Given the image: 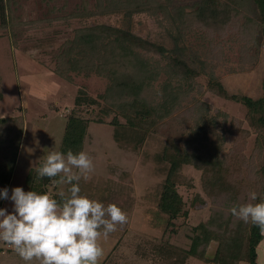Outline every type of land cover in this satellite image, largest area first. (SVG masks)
<instances>
[{
    "label": "rangeland",
    "instance_id": "obj_1",
    "mask_svg": "<svg viewBox=\"0 0 264 264\" xmlns=\"http://www.w3.org/2000/svg\"><path fill=\"white\" fill-rule=\"evenodd\" d=\"M200 1L157 0L131 16L125 10L100 12L107 0L0 1V120L4 123L0 124V147L8 137L4 129L22 131L8 195L15 187L31 191L27 177L42 165L48 151H59L68 116L76 112L89 117L83 151L92 157L95 168L88 180H80L81 194L105 205L114 203L128 217L125 225L101 241L105 253L101 264H169L170 259L155 256L153 243L168 242L189 250L199 233L194 227L211 218L217 225L235 219L228 190L214 191L203 177V168L189 163L180 169L177 186L189 214L168 226L158 201L170 165L162 154L170 142L181 152H192L198 137L207 134L208 147H219L220 159L224 157L226 165L234 166L231 179L239 178L247 185L241 188L238 205L249 202V194L261 186L252 179V171L254 165L260 166L264 153H258V133L248 108L209 88L214 74L231 95L263 96L264 20L260 6L255 0H222L231 6L228 16L205 23L193 13ZM97 24L130 29L168 49L178 41L184 48L181 56L194 74L178 75L167 57L152 52L142 53L148 62L145 68L139 63L129 66L124 60L107 70L87 68L92 60L84 58L83 48L69 51V42L77 29ZM124 79L143 85L136 96L141 105H170L167 114L154 118L156 124L149 131L126 124L135 95L125 96V90L109 87ZM81 91L98 103L77 106ZM171 96L173 103L168 101ZM116 116L125 147L113 137L111 121ZM69 187L52 181L47 194L54 198L64 191L67 195ZM0 209L13 214L14 202L0 198ZM261 242L257 251L259 263L264 264V238ZM219 246V240L211 239L204 249L209 261L190 255L185 264H213ZM0 264L25 262L0 242Z\"/></svg>",
    "mask_w": 264,
    "mask_h": 264
},
{
    "label": "trees",
    "instance_id": "obj_2",
    "mask_svg": "<svg viewBox=\"0 0 264 264\" xmlns=\"http://www.w3.org/2000/svg\"><path fill=\"white\" fill-rule=\"evenodd\" d=\"M154 1L157 0H107L106 4L102 5V10H100V12L125 10V13L131 16L134 12L145 10L148 3ZM169 1L170 0H167V2ZM255 1L260 6V12L264 20V0ZM196 5L197 6L193 9V13L197 19L205 23L208 22L209 19L211 21H218L221 17L225 15L228 16V10L231 8V6L227 5L226 1L222 0H201ZM3 16H5L4 13ZM80 48H83L87 54V57L84 58L92 60L89 61L91 63L87 64V68L96 67L97 70L102 71L103 69H108L114 65L120 64L123 60L127 61L129 66L139 63L145 68L148 62L146 63L142 53L152 52L167 57L179 70L176 71L178 75L192 76L194 74L189 63L181 56L184 48L178 44V41H176L172 49H168L162 43L143 38L130 29H125L123 27L109 24H97L77 29L74 39L69 42L68 50H79ZM96 60L99 61V63H96ZM69 63L73 64V62ZM109 87L113 90L116 88V90H125V96L130 97L132 94L135 95V99L132 101L133 106L130 108L133 109V113L126 115V124L131 127L149 131L151 126L156 124L154 120L155 117H162L170 111V109H167L168 106L170 107L168 102H163L160 106L155 105L153 107L141 105L138 97H136L143 88L141 84L129 83L124 79L122 82H112V85ZM209 88L220 96L233 98L242 102L248 108L251 122L255 128L254 130L258 133V153L263 154L264 94L258 98H254L250 95H231L214 74L211 75ZM124 93L120 92V94H122L121 96H123ZM101 96L104 97V95ZM168 101L173 103L174 96H171ZM75 103L77 106L84 103L95 104L98 103V99L81 91L76 97ZM95 121L104 122L103 119H96ZM90 123L91 119L89 117H83L76 112L68 116L59 151L65 155L69 150L74 154L83 151ZM111 123L115 125L113 134L114 139L121 146L125 147V140L122 137L123 135L118 117L116 116ZM0 124H4L2 120H0ZM14 130L15 129L11 127L4 129V133L8 137L6 144L0 147L3 156L0 160V185L3 189H8L10 186L17 161L18 150L21 144L22 131H19V133H12ZM206 139L207 134L202 139L198 137L197 146L192 152H188L187 150L181 152L180 147L175 145L174 142H170L169 145L164 148L162 157L170 162V165L160 191L158 208L162 213L167 215L168 226L174 224L177 218L188 216L189 214L186 209V203L177 188L180 182L179 172L184 164L190 163L203 168V177L206 179L207 185L211 183L209 187L216 188L214 191H222L226 188L231 200L229 203H232L233 206L238 205L237 202L239 203L243 185H245V187L247 186L246 183L241 182L239 178L231 179L234 166L230 167L226 165L224 157L220 159L219 154H217L220 148H217V146L208 147ZM254 167L252 171L253 174L251 173L252 179H255L256 182L261 185L259 189L255 187L253 190V192L258 194L257 201H254V203H258L264 198V158L261 160L259 167L255 165ZM226 176H228L227 179ZM53 179L58 180L59 177ZM53 179L47 177L42 179L38 178L36 170L30 171L27 177L30 190L41 194L47 193V186ZM248 188L251 190V184L248 185ZM58 196L59 195H55L54 198L59 201L60 197ZM194 230L199 233L194 237L191 249L184 250L181 247L168 244V242H162L160 244L153 243L152 249L155 256H159L163 260L170 259L172 262L169 264H185L190 255L208 260L205 256V245H207L211 239H216L219 240L220 246L216 256L212 259L213 264H238L240 261H247L249 264H258L257 248L263 240L264 235H261L259 229L251 223H244L241 220L232 218L223 220L221 224L219 223L217 225L214 219L211 218L194 227Z\"/></svg>",
    "mask_w": 264,
    "mask_h": 264
},
{
    "label": "clouds",
    "instance_id": "obj_3",
    "mask_svg": "<svg viewBox=\"0 0 264 264\" xmlns=\"http://www.w3.org/2000/svg\"><path fill=\"white\" fill-rule=\"evenodd\" d=\"M92 157L85 151L66 155L48 151L38 178H56L53 183L70 185L60 200L50 194L25 192L21 187L0 190V198L14 202V213L0 209V242H4L25 264H101L104 248L101 241L127 223V214L114 203H104L81 194L79 182L94 172ZM257 193L249 202L235 205L231 214L244 223L256 226L264 235V198Z\"/></svg>",
    "mask_w": 264,
    "mask_h": 264
},
{
    "label": "crops",
    "instance_id": "obj_4",
    "mask_svg": "<svg viewBox=\"0 0 264 264\" xmlns=\"http://www.w3.org/2000/svg\"><path fill=\"white\" fill-rule=\"evenodd\" d=\"M261 243H262V242H261ZM261 243H260V244H261ZM260 247H261V246H260ZM258 264H260V263H259V257H258Z\"/></svg>",
    "mask_w": 264,
    "mask_h": 264
}]
</instances>
